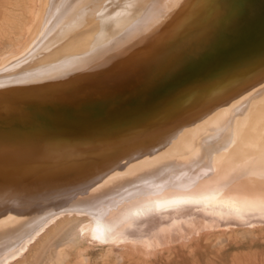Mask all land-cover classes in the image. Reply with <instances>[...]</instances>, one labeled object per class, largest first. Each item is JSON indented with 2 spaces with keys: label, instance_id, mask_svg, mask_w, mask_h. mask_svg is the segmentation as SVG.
I'll return each mask as SVG.
<instances>
[{
  "label": "bare ground",
  "instance_id": "obj_1",
  "mask_svg": "<svg viewBox=\"0 0 264 264\" xmlns=\"http://www.w3.org/2000/svg\"><path fill=\"white\" fill-rule=\"evenodd\" d=\"M28 4L0 81V251L70 208L168 253L262 196L264 0Z\"/></svg>",
  "mask_w": 264,
  "mask_h": 264
},
{
  "label": "rangeland",
  "instance_id": "obj_2",
  "mask_svg": "<svg viewBox=\"0 0 264 264\" xmlns=\"http://www.w3.org/2000/svg\"><path fill=\"white\" fill-rule=\"evenodd\" d=\"M28 6V0H0L1 82L16 67L7 65L15 63L16 57L8 61L10 56L22 57L30 51L26 45ZM22 48L26 52L18 53ZM225 208L230 210H223L214 224L191 226V237L183 248L174 246L168 253L162 252L161 244L136 238L148 250L146 257L140 258L115 245L112 236L117 233L116 228L109 231L111 236L100 228L102 222L95 223L83 212L70 208L57 210L28 229L20 240L11 242L9 248L1 250L0 264H264V192L259 197L249 196L245 204Z\"/></svg>",
  "mask_w": 264,
  "mask_h": 264
},
{
  "label": "snow or ice",
  "instance_id": "obj_3",
  "mask_svg": "<svg viewBox=\"0 0 264 264\" xmlns=\"http://www.w3.org/2000/svg\"><path fill=\"white\" fill-rule=\"evenodd\" d=\"M205 50H206V47L202 46L201 53L204 52ZM189 56L192 57V58H194L196 55H189ZM186 62H187V61H185V60L177 61V62L174 64V66L171 68L170 71L175 72V71H180V70H182ZM151 83H153V82H149L148 86H151Z\"/></svg>",
  "mask_w": 264,
  "mask_h": 264
}]
</instances>
